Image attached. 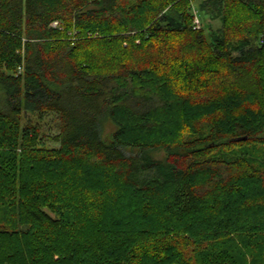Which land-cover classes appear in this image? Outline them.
<instances>
[{
  "label": "trees",
  "instance_id": "trees-1",
  "mask_svg": "<svg viewBox=\"0 0 264 264\" xmlns=\"http://www.w3.org/2000/svg\"><path fill=\"white\" fill-rule=\"evenodd\" d=\"M263 39L264 0H0V264H264Z\"/></svg>",
  "mask_w": 264,
  "mask_h": 264
},
{
  "label": "rangeland",
  "instance_id": "rangeland-1",
  "mask_svg": "<svg viewBox=\"0 0 264 264\" xmlns=\"http://www.w3.org/2000/svg\"><path fill=\"white\" fill-rule=\"evenodd\" d=\"M209 22H211V24L215 28H218V26L220 24L219 21H209ZM115 129H116V126L112 122L106 121L104 123L103 138L106 140H109V138L112 136V132ZM42 131L44 134H46L48 136H53V135H56L58 133L57 122L55 121V117L53 115L46 116L44 118V120L42 121ZM44 141H46V145L51 147V148L58 147V145L55 142H53L52 140H50V138L45 139ZM126 152L129 154L137 153V150L126 149ZM164 156H165V152H163V151H157L155 153L156 158H163Z\"/></svg>",
  "mask_w": 264,
  "mask_h": 264
},
{
  "label": "built area",
  "instance_id": "built-area-1",
  "mask_svg": "<svg viewBox=\"0 0 264 264\" xmlns=\"http://www.w3.org/2000/svg\"><path fill=\"white\" fill-rule=\"evenodd\" d=\"M195 23H196V25H197V27L199 28L201 25H200V21L198 20V19H196L195 20ZM59 25V23L58 22H54L53 23V26L54 27H57ZM262 42H264V39L262 40ZM22 70V68H20V71Z\"/></svg>",
  "mask_w": 264,
  "mask_h": 264
},
{
  "label": "water",
  "instance_id": "water-1",
  "mask_svg": "<svg viewBox=\"0 0 264 264\" xmlns=\"http://www.w3.org/2000/svg\"><path fill=\"white\" fill-rule=\"evenodd\" d=\"M243 140H247V137L238 139V141H243Z\"/></svg>",
  "mask_w": 264,
  "mask_h": 264
}]
</instances>
